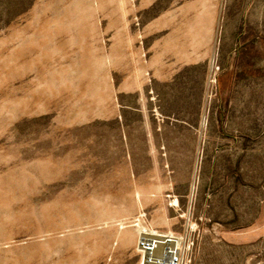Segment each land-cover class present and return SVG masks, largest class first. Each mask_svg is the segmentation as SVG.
<instances>
[{
    "label": "rangeland",
    "instance_id": "1",
    "mask_svg": "<svg viewBox=\"0 0 264 264\" xmlns=\"http://www.w3.org/2000/svg\"><path fill=\"white\" fill-rule=\"evenodd\" d=\"M264 264V0H0V264Z\"/></svg>",
    "mask_w": 264,
    "mask_h": 264
},
{
    "label": "built area",
    "instance_id": "2",
    "mask_svg": "<svg viewBox=\"0 0 264 264\" xmlns=\"http://www.w3.org/2000/svg\"><path fill=\"white\" fill-rule=\"evenodd\" d=\"M193 246L194 241L187 234L144 228L136 249L140 264H191Z\"/></svg>",
    "mask_w": 264,
    "mask_h": 264
},
{
    "label": "bare ground",
    "instance_id": "3",
    "mask_svg": "<svg viewBox=\"0 0 264 264\" xmlns=\"http://www.w3.org/2000/svg\"><path fill=\"white\" fill-rule=\"evenodd\" d=\"M143 230H144V228H143ZM143 230H141V231H143Z\"/></svg>",
    "mask_w": 264,
    "mask_h": 264
}]
</instances>
